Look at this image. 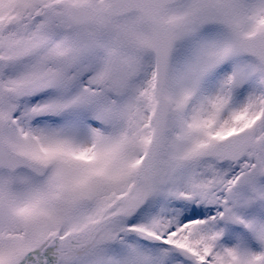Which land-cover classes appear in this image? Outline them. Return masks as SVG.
<instances>
[{
	"label": "snow or ice",
	"instance_id": "6c2138e0",
	"mask_svg": "<svg viewBox=\"0 0 264 264\" xmlns=\"http://www.w3.org/2000/svg\"><path fill=\"white\" fill-rule=\"evenodd\" d=\"M0 264H264V0H0Z\"/></svg>",
	"mask_w": 264,
	"mask_h": 264
}]
</instances>
